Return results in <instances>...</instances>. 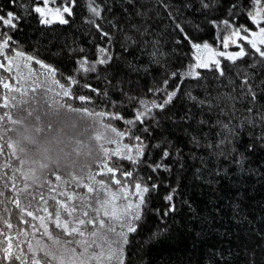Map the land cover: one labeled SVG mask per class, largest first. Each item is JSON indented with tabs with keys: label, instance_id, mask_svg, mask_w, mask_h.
<instances>
[{
	"label": "snow or ice",
	"instance_id": "obj_1",
	"mask_svg": "<svg viewBox=\"0 0 264 264\" xmlns=\"http://www.w3.org/2000/svg\"><path fill=\"white\" fill-rule=\"evenodd\" d=\"M124 2L134 4L135 0ZM140 2L148 7L143 12L137 9L138 16L156 11L159 17L158 8L167 12L168 17L173 19V32L178 30L183 40L188 42L192 57L182 70H170L156 58L158 49L154 48L150 53L151 62L160 65L163 70L139 94L123 87L131 81L125 80L127 73H122L113 64L114 33L102 26V22L107 20L108 25L116 27L115 18L108 20L112 0H83L86 22L96 30L100 42H95L94 50L69 48L70 52L77 53L76 67L67 77L60 73V78H57V69L34 53H26L23 45L10 33L22 32L19 27L21 21L27 22V17L33 13L38 14L37 20L41 25H67L70 21L65 14L74 16L76 0H61L59 5L56 0H9L10 5L19 11H4L0 6V70H3L0 72V90H6L0 91L3 100L0 107L8 109L0 115V122L15 125L17 120L13 118L12 111L18 103L25 102L24 98L29 97V93L31 97L51 94L65 102L74 99L82 102L76 105L84 110L85 115L95 113L100 116L110 133L106 146L102 144V162L87 176L62 172L59 168H50L43 162L28 159L11 138H5L0 133V264H129L140 251L133 250V240L130 239L138 229L143 227L151 233L145 244L164 237L175 223L172 214L178 210L174 200L177 190L170 188L162 195L163 204L152 207V195L164 182L153 181L151 175L145 179L138 168L146 166L152 173H171V165L165 161L171 156L174 163L181 155L180 149L174 147L167 136L158 137L159 142L152 144L151 148L149 141L153 139V132L163 127L161 119L174 121L175 118L168 115L166 109L178 96L200 106L206 103L192 94V88L199 85H185L183 91L181 85L186 79L201 80V72L197 69L216 73L214 79L225 77L221 58L228 62V71L236 70L239 79L237 83L235 79L228 78L232 92L238 90V95H227L226 99L230 102L247 99L249 104L246 109L249 115L237 127L248 128L251 139L243 152L231 149L236 154L235 163L241 165L240 170L244 171L243 164L248 158L245 153L253 151L256 141L264 147V102L261 100L264 96V76H260V72L264 71V0H183L184 9H191L194 2L198 5L196 11L203 15L198 21L183 17L179 22L175 17L182 15V9L172 0ZM242 14L253 27L238 22ZM185 24L195 32L204 31L202 25L211 27L215 30L214 43L207 40L196 42L185 31L182 26ZM131 39L122 37L120 47L126 50ZM175 42L180 44L181 40L176 39ZM230 46L234 50L229 51ZM245 58L248 60L246 64L243 63ZM33 61L39 66L37 69L32 67ZM125 66L132 72L148 71L146 66L137 68L130 61ZM90 77L103 87H93ZM172 80L177 82L169 87ZM73 85L77 86L76 90ZM84 90L95 93L101 99L106 98L105 107L109 110L90 107L93 97L85 95ZM110 90L118 93L119 98L113 99ZM127 105L132 106L131 118H126L117 110ZM230 107L233 112L236 111L235 103H231ZM253 110L255 115H251ZM190 118L189 109L181 120ZM114 121H122L124 127L117 128L112 123ZM204 123L203 119L198 121V124ZM216 123L225 133L217 147L231 143L233 139L239 140L227 123L220 120ZM138 124L142 127L136 132ZM3 126L0 123V127ZM257 127L259 134H254L253 130ZM185 134L191 135L187 129ZM126 138L127 143L124 142ZM104 139L97 136L98 141ZM191 142L200 146L197 135H191ZM109 145L115 147L110 148ZM206 146L210 148L211 144ZM152 150H159L156 160H152ZM121 161L130 162L131 168L125 170ZM98 176L104 178L97 179ZM9 205L16 210V224L12 222L13 212ZM149 215L157 218L152 224L148 223Z\"/></svg>",
	"mask_w": 264,
	"mask_h": 264
},
{
	"label": "trees",
	"instance_id": "obj_2",
	"mask_svg": "<svg viewBox=\"0 0 264 264\" xmlns=\"http://www.w3.org/2000/svg\"><path fill=\"white\" fill-rule=\"evenodd\" d=\"M172 3L182 9V15L175 17L176 22L183 17L198 21L203 15L196 11L198 5L194 2L191 9L183 8V0H172ZM0 6L4 11H19L10 5L9 0H0ZM146 7L148 5L141 4L140 0H135L134 4L112 0L108 20L115 18L116 27L108 25L107 20L102 22L104 30L114 33L113 64L122 73H127L125 80L131 83H125L123 87L133 94H139L141 89L146 90L163 70L160 65L151 62L150 53L154 48L158 49L156 58L170 70H182L192 57L190 45L183 40L178 30L173 32V19L162 8L157 9L159 17L156 11H149L146 16L136 15L137 9L143 12ZM73 12V17L65 16L69 24L53 23L50 26L39 24L38 14L33 13L27 17V22L21 21L19 27L22 32L17 30L10 33L23 45L26 53H34L37 58L57 69V78H60V73L65 77L71 75L72 69L76 67L77 53L70 52L69 48L94 50L95 42H100L96 30L86 22L83 0H76ZM238 22L253 27L243 14ZM182 26L196 42L207 40L214 43L215 30L211 27L202 25L205 30L195 32L187 24ZM124 36L132 38L127 42L126 50L120 47ZM176 39L181 40V43L177 44ZM129 61L137 68L146 66L148 71L132 72L125 66ZM243 63H248L247 58ZM222 64L226 71L225 77L214 79L216 73L202 69L201 80L186 79L184 85H181L182 91L185 85H199L192 88V94L206 101L203 106L178 96L173 105L166 109L167 114L175 118L174 121L161 119L163 127L153 132V139L149 141L150 148L159 142L158 137L167 136L173 146L180 149L181 155L174 163L171 156L165 161L170 163L171 173H152L146 166L139 167L138 171L145 179L151 175L153 181L164 182L159 191L152 195V207L162 205V195L170 188H176L177 196L174 200L178 210L172 214L175 223L164 237L145 244L144 241L148 240L151 233L143 227L130 237L133 250L140 251L129 264H264V147L260 141H256L253 151L245 153L248 158L243 164L244 171H241V165L235 163L236 154L231 149L243 152L251 139L248 128L237 127L249 115L246 111L249 104L247 99L232 102L226 99L227 95H238V90L232 92L228 78L235 79L237 83L239 79L235 69L228 71L227 61ZM260 76H264V71L260 72ZM89 82L93 87H103L94 77H90ZM176 82L170 81L169 87ZM72 87L77 89L76 85ZM84 94L93 97L90 107L99 106L97 110H109L105 107L106 98L101 99L89 90H84ZM109 94L113 99L119 98V94L111 90ZM261 100L264 102V96ZM2 103L0 98V105ZM72 103L79 105L82 102L74 99ZM231 103H235V112L230 107ZM131 107L122 106L117 110L126 118H131ZM189 109L191 118L181 120ZM5 111L0 107V115ZM251 115H255V110ZM201 119L206 123L198 124ZM217 120L233 128L239 140L233 139L231 143L226 142L217 147L218 142L225 137ZM112 123L117 128L124 127L122 121ZM140 127L138 124L135 131L139 132ZM185 129L191 135L198 136L200 146L191 142V135H186ZM253 133L259 134V128L254 129ZM208 144H211L210 148L206 146ZM158 155L159 150H152V160H156ZM121 163L125 170L131 168L130 162ZM156 219L155 215H149L148 223L152 224ZM13 222L16 224L17 220L13 218Z\"/></svg>",
	"mask_w": 264,
	"mask_h": 264
},
{
	"label": "clouds",
	"instance_id": "obj_3",
	"mask_svg": "<svg viewBox=\"0 0 264 264\" xmlns=\"http://www.w3.org/2000/svg\"><path fill=\"white\" fill-rule=\"evenodd\" d=\"M38 97L37 103L30 97L18 103L12 111L17 123L0 122L4 125L0 133L11 138L28 159L62 172L87 176L103 160L102 144L110 135L106 122L95 113L85 115L75 103L51 94ZM97 136L105 139L98 141Z\"/></svg>",
	"mask_w": 264,
	"mask_h": 264
},
{
	"label": "rangeland",
	"instance_id": "obj_4",
	"mask_svg": "<svg viewBox=\"0 0 264 264\" xmlns=\"http://www.w3.org/2000/svg\"><path fill=\"white\" fill-rule=\"evenodd\" d=\"M59 2V0H56V4ZM50 7L52 6L51 5V3H50V5H49ZM65 16H66V14H65ZM229 51H231V50H234L231 46H230V48L228 49ZM222 59V62H223V58H221ZM32 67L34 68V69H37L39 66L38 65H36L35 64V62L33 61L32 62ZM202 69H197V71H201ZM12 81H10V83H11ZM5 92H6V90H5ZM14 95H15V93H13ZM29 97H30V99L34 102V103H37L38 102V94L37 95H35L34 97H31V93H29ZM6 111H8V109H6ZM123 123V122H122ZM127 139V138H126ZM126 139H125V143H127V141H126ZM109 147L110 148H112V147H115L114 145H109ZM0 159H2V158H0ZM97 179H101L100 178V176H98L97 177ZM80 191H83L82 189L80 190ZM9 207L12 209V212H13V215H12V217H11V219H12V222H13V218H15L16 220H17V213H16V210H15V208H14V206H12V205H9ZM30 219V218H29ZM13 224H14V222H13ZM25 227H27V226H25ZM40 237H39V234H37V239H39Z\"/></svg>",
	"mask_w": 264,
	"mask_h": 264
}]
</instances>
